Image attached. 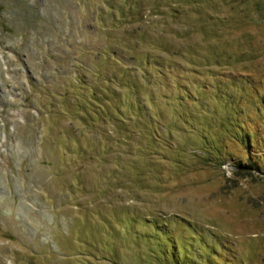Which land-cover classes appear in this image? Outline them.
Returning a JSON list of instances; mask_svg holds the SVG:
<instances>
[{"label":"rangeland","instance_id":"rangeland-1","mask_svg":"<svg viewBox=\"0 0 264 264\" xmlns=\"http://www.w3.org/2000/svg\"><path fill=\"white\" fill-rule=\"evenodd\" d=\"M184 255L264 264V0H0V264Z\"/></svg>","mask_w":264,"mask_h":264},{"label":"trees","instance_id":"trees-1","mask_svg":"<svg viewBox=\"0 0 264 264\" xmlns=\"http://www.w3.org/2000/svg\"><path fill=\"white\" fill-rule=\"evenodd\" d=\"M81 80V79H80ZM181 100V103L182 102H185V100H182V98H180ZM248 142V141H247ZM249 142H251V140L249 139ZM252 144V143H251ZM258 164H261L260 161L254 159V158H250L248 156V161L247 163H244V162H241V161H238L237 162V165H234L236 166L238 169H240V171H238L237 173H243L244 172H247V170H252V171H255ZM191 256L190 255H184L182 260H174L173 261V264H195V263H192L190 262V260L188 258H190Z\"/></svg>","mask_w":264,"mask_h":264}]
</instances>
